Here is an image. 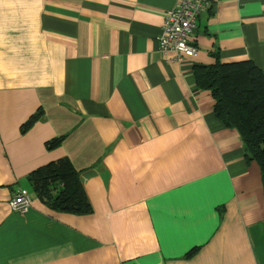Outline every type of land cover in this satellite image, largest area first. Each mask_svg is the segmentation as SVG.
I'll use <instances>...</instances> for the list:
<instances>
[{
  "label": "crops",
  "instance_id": "crops-1",
  "mask_svg": "<svg viewBox=\"0 0 264 264\" xmlns=\"http://www.w3.org/2000/svg\"><path fill=\"white\" fill-rule=\"evenodd\" d=\"M176 5L0 0V264H264L260 167L193 74L215 53L264 73V0H210L196 56L168 61L158 40ZM62 158L92 213L35 196L14 212L28 175Z\"/></svg>",
  "mask_w": 264,
  "mask_h": 264
},
{
  "label": "trees",
  "instance_id": "trees-1",
  "mask_svg": "<svg viewBox=\"0 0 264 264\" xmlns=\"http://www.w3.org/2000/svg\"><path fill=\"white\" fill-rule=\"evenodd\" d=\"M213 57L215 64L193 68L194 81L199 89L211 94L220 123L238 132L246 157L259 165L264 183V73L254 65L224 64L218 53ZM42 115V110L32 114L22 125V132L32 128ZM63 140L48 142V149L59 147ZM71 162L68 158L52 162L29 174L27 180L32 196L51 210L87 216L93 209Z\"/></svg>",
  "mask_w": 264,
  "mask_h": 264
},
{
  "label": "built area",
  "instance_id": "built-area-1",
  "mask_svg": "<svg viewBox=\"0 0 264 264\" xmlns=\"http://www.w3.org/2000/svg\"><path fill=\"white\" fill-rule=\"evenodd\" d=\"M210 0H177L175 8L164 15L162 34L159 38V52L166 60L183 61L196 56L198 50L191 43L201 14L210 6ZM33 196L26 189H18L11 201L16 213H26L32 207Z\"/></svg>",
  "mask_w": 264,
  "mask_h": 264
}]
</instances>
